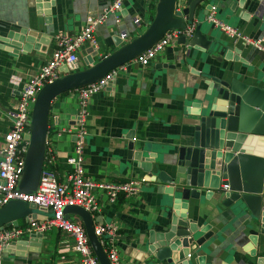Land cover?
<instances>
[{
  "label": "crops",
  "instance_id": "1",
  "mask_svg": "<svg viewBox=\"0 0 264 264\" xmlns=\"http://www.w3.org/2000/svg\"><path fill=\"white\" fill-rule=\"evenodd\" d=\"M111 1L54 0L50 14L45 16L36 14L37 8L30 0H0V148L10 125L7 113L14 111L23 83L49 59L55 48L54 36L78 33L86 16L99 15ZM155 4L156 0H123L116 15H108L94 28L97 48L83 42L76 49L78 67L72 72L88 68L87 63H96L139 36L152 20ZM257 4L258 1L252 0L248 6L239 8L237 14L227 8L220 12L214 7V16L243 35L264 38V7L255 13ZM200 14L196 8L192 25ZM134 18L138 23L133 22ZM36 25H42V39L26 50L13 46L12 39L6 37L10 31L35 29ZM212 28L205 21L200 31ZM122 32L124 39L119 36ZM207 34L210 39L224 40L232 48L229 59L216 60L190 50L189 57L183 60L185 47L175 41L168 46L169 50L156 53L143 66L132 59L118 66L113 80L85 102L83 174L112 182L143 180L137 194L119 195L114 204L96 194L99 213L91 216L92 225L112 223L117 227L114 247L120 264H163L154 259L142 261L145 250L140 241L146 240L148 230H159L174 198L187 203L186 217L197 229L207 226L205 233L197 235L204 239L194 251L191 249L189 264H264L261 224L243 204L236 201L223 206L214 198L206 200L203 192L198 199H191L187 194L180 197L174 190L182 182L173 173L177 148L190 141L195 124L193 113L198 110L208 74L264 90V51L234 41L217 28ZM214 56L220 58L218 53ZM80 105L76 90L57 95L49 104L46 137L51 142L52 160L51 164L46 163V152L43 166L60 179L71 169L65 158L72 155V128ZM258 143L255 140L247 144V149L262 155ZM148 170L163 171L174 182H161ZM166 187H173L171 195L163 193ZM31 212L36 220L49 215L38 207ZM67 217L83 226L77 216ZM26 223L21 219L17 226ZM30 233L37 232L20 234L4 246L1 264H80L71 249L72 238L64 231L52 227L42 233L39 243L23 244ZM9 244L13 247H7ZM198 257H202L201 262Z\"/></svg>",
  "mask_w": 264,
  "mask_h": 264
},
{
  "label": "water",
  "instance_id": "2",
  "mask_svg": "<svg viewBox=\"0 0 264 264\" xmlns=\"http://www.w3.org/2000/svg\"><path fill=\"white\" fill-rule=\"evenodd\" d=\"M30 1L37 8L36 14L45 16L50 14V8L54 4V0ZM251 1L182 0L179 3V0H156L154 16L139 36L96 63H87L89 67L86 69L68 73L62 68L63 75L43 85L32 105L29 134L24 137L28 144L18 190L23 193L33 192L38 183L44 155L47 113L54 97L96 81L150 47L165 31L186 29L193 23L196 8L201 14L193 25L191 34L180 35L176 40V45L185 47L182 59L189 57L190 50H195L216 60H227L231 47L222 39L208 38L207 33L212 34L214 27L202 33L200 27L205 23V16L214 3V7L220 12L227 8L237 14L239 8L248 6ZM256 1L258 4L254 12L258 13L264 7V0ZM40 31L42 25H36L35 29L20 28L17 32L10 31L6 37L12 39L13 46L26 50L37 39H42ZM169 49L170 47L165 48L166 51ZM214 53H218L220 58L215 57ZM177 54L178 52L174 55ZM196 57L199 58L198 55ZM208 75L204 81L206 89L197 106L198 110L193 113L195 124L190 141L177 148L173 173L182 182L174 189L175 193L180 197L187 194L188 198L198 199L203 192L206 200L214 198L223 206L238 201L260 222V232L264 233V90L234 79L225 81ZM255 140L259 142L262 155L252 154L247 149V144ZM138 159H141L140 156ZM147 173H153L159 181L171 184L174 182L163 171L148 170ZM172 192L173 187L163 190L166 195H171ZM35 208V205L20 200L8 201L0 206V228L16 227L21 219H33L31 211ZM186 208L187 203L179 198L172 199L159 224V230H148L146 240L140 241L145 250L142 261L154 259L163 264H189L191 249L194 251L204 239L197 235L205 233L207 226L197 229L196 224L186 217ZM63 213L73 214L81 220L93 254L100 264H110L93 233L90 214L79 206L64 207ZM26 236L27 240L22 243L34 245L40 242L42 233H30ZM7 247H13V244ZM201 260L202 257H198V261Z\"/></svg>",
  "mask_w": 264,
  "mask_h": 264
},
{
  "label": "built area",
  "instance_id": "3",
  "mask_svg": "<svg viewBox=\"0 0 264 264\" xmlns=\"http://www.w3.org/2000/svg\"><path fill=\"white\" fill-rule=\"evenodd\" d=\"M122 1L112 0L102 9L99 15L86 16L78 33L69 36L56 34L54 36L55 48L49 59L40 66L28 81L23 83L14 111L7 113L10 125L0 148V206L10 200H20L48 211L49 215L41 220L30 218L21 227L0 228V264L2 250L8 242L17 239L20 234L31 231L43 233L52 227L64 231L72 238L71 249L78 255L80 264H100L89 246L83 226L68 218L63 213V208L79 206L92 216L99 213L93 195L94 191H100V194L106 197L109 204H114L119 195L130 196L137 194L140 190L143 180L127 179L121 182L96 180L86 177L82 170L86 136L85 102L92 94L101 90L113 80L115 69L110 70L96 81L75 89L81 105L77 112L75 125L72 128L74 135L72 155L65 158V164L70 166L71 169L64 175V178H58L57 174L53 170L44 167L42 162L35 190L30 193H23L17 187L22 174L24 153L28 144V140L24 137L29 134L30 113L37 92L43 85L59 78L63 74L62 68H65L67 72L77 69L76 49L83 42H87L92 48H97V42L93 35L94 28L103 23L108 15H116L121 8ZM214 11V6H211L205 16V20L214 28H217L234 41L237 40L243 45L264 51V38H251L241 34L232 26L215 18ZM115 20L118 21V17ZM133 22L138 23V20L134 18ZM192 29L193 25H188L184 30L172 29L165 31L150 47L132 60L142 66L147 64L148 60L156 53L162 52L166 47L172 45L180 35H190ZM119 36L124 39L125 34L122 32ZM44 146L43 160L45 161L44 156L47 152L46 163L51 164L52 147L47 137H45ZM93 233L98 238L99 245L103 249L108 262L110 264H120L114 247L117 227L112 223H99L93 227Z\"/></svg>",
  "mask_w": 264,
  "mask_h": 264
},
{
  "label": "rangeland",
  "instance_id": "4",
  "mask_svg": "<svg viewBox=\"0 0 264 264\" xmlns=\"http://www.w3.org/2000/svg\"><path fill=\"white\" fill-rule=\"evenodd\" d=\"M85 138H86V136H85ZM97 193L99 194L100 191H94V192H93V195H94L95 198H96V194H97Z\"/></svg>",
  "mask_w": 264,
  "mask_h": 264
}]
</instances>
